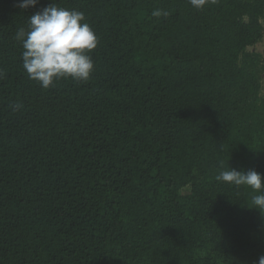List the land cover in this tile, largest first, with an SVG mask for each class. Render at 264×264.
<instances>
[{"label":"trees","instance_id":"16d2710c","mask_svg":"<svg viewBox=\"0 0 264 264\" xmlns=\"http://www.w3.org/2000/svg\"><path fill=\"white\" fill-rule=\"evenodd\" d=\"M18 2L0 0V264H256L261 193L216 176L264 177V0ZM53 2L99 43L89 81L43 89L16 33Z\"/></svg>","mask_w":264,"mask_h":264},{"label":"clouds","instance_id":"9594fccd","mask_svg":"<svg viewBox=\"0 0 264 264\" xmlns=\"http://www.w3.org/2000/svg\"><path fill=\"white\" fill-rule=\"evenodd\" d=\"M40 0H19L21 9L35 8ZM218 0H188L196 10L216 4ZM154 17L167 16L160 9L153 10ZM16 39L21 42L23 68L28 77L43 89H49L60 80L71 79L87 82L95 70V63L89 55L98 46L99 39L91 26L85 22L83 12L57 6L54 2L43 7L28 18L27 29L20 28ZM235 186H248L261 194L252 198L254 207L264 214V177L249 169L234 168L221 171L216 176ZM256 264H264V255Z\"/></svg>","mask_w":264,"mask_h":264},{"label":"rangeland","instance_id":"374dc122","mask_svg":"<svg viewBox=\"0 0 264 264\" xmlns=\"http://www.w3.org/2000/svg\"><path fill=\"white\" fill-rule=\"evenodd\" d=\"M250 52L256 53L260 56L261 58V65L264 67V35L263 38L260 42H258L255 46L250 47L248 49ZM261 96L264 98V74L262 76V90H261ZM189 193V188L185 189L183 191V194H188Z\"/></svg>","mask_w":264,"mask_h":264}]
</instances>
